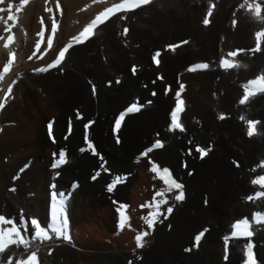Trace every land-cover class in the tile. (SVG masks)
<instances>
[{"label":"bare ground","instance_id":"6f19581e","mask_svg":"<svg viewBox=\"0 0 264 264\" xmlns=\"http://www.w3.org/2000/svg\"><path fill=\"white\" fill-rule=\"evenodd\" d=\"M21 1L0 0V67L15 53L0 80V264H240L251 250L264 264V219L251 239L229 238L232 220L264 212V91L253 88L264 78V0H151L111 16L52 70L57 50L119 0ZM42 23L56 34L39 56ZM202 62L205 71L189 70ZM180 83L177 130L169 112ZM135 100L142 108L115 128ZM157 137L164 145L140 156ZM52 190L70 238L2 245L15 224L26 222L27 236L45 224Z\"/></svg>","mask_w":264,"mask_h":264},{"label":"snow or ice","instance_id":"6c2138e0","mask_svg":"<svg viewBox=\"0 0 264 264\" xmlns=\"http://www.w3.org/2000/svg\"><path fill=\"white\" fill-rule=\"evenodd\" d=\"M111 84V82H109V85ZM130 110H139L138 108H133V109H130ZM177 112L179 111H182V107H178ZM176 127H180V125L177 123L176 124ZM256 134L257 133V129L256 128H252V127H249V135H252V134ZM60 163H63L64 162V155L63 153H61V156H60ZM112 186L110 185L109 186V191H112ZM57 205L63 210V205H64V201H63V197H61V199L59 201H57Z\"/></svg>","mask_w":264,"mask_h":264},{"label":"rangeland","instance_id":"374dc122","mask_svg":"<svg viewBox=\"0 0 264 264\" xmlns=\"http://www.w3.org/2000/svg\"><path fill=\"white\" fill-rule=\"evenodd\" d=\"M161 56V55H160ZM162 58V57H161ZM157 76H158V74H157ZM159 77H161V75L159 74V76H158V79H159ZM160 80V79H159ZM136 101H138V100H136ZM141 103V102H140ZM142 104V103H141ZM152 141H149V142H146V144L145 145H147V143H151ZM145 147V146H144ZM205 147V146H204ZM204 147H201V148H204ZM206 148V147H205ZM144 148H142L141 150H143ZM233 166L235 167V165L233 164ZM162 172H164L163 170H161ZM166 173V172H165ZM260 177V176H259Z\"/></svg>","mask_w":264,"mask_h":264}]
</instances>
